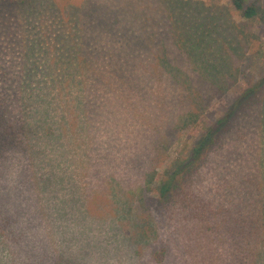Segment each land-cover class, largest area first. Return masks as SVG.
<instances>
[{
	"label": "rangeland",
	"instance_id": "obj_1",
	"mask_svg": "<svg viewBox=\"0 0 264 264\" xmlns=\"http://www.w3.org/2000/svg\"><path fill=\"white\" fill-rule=\"evenodd\" d=\"M190 1L207 31L212 23L222 29L202 56L164 16L161 2L169 0H0L1 85L17 83L25 64L40 82L46 63L40 56L26 62L24 50L44 38L58 51L59 25L73 28L76 17V53L67 57L83 77L77 72L75 82L93 76L88 86L122 85L117 96L88 90L86 110L71 102L67 112L52 100L45 126L53 137L39 136L28 155L0 163V264H252L264 257V20L241 18L229 0ZM248 2L264 10V0ZM141 5L172 22L180 49L172 42L173 51L168 45L154 53L153 66L169 70L146 88L149 95L138 96L128 91L134 58L121 44L148 28L131 19ZM98 18L111 22L102 35ZM143 67L140 58L133 70ZM203 67L216 68L206 74ZM117 69L124 71L120 81ZM234 106L202 166L169 202L160 201L159 184ZM121 201L134 220L117 219Z\"/></svg>",
	"mask_w": 264,
	"mask_h": 264
},
{
	"label": "trees",
	"instance_id": "obj_2",
	"mask_svg": "<svg viewBox=\"0 0 264 264\" xmlns=\"http://www.w3.org/2000/svg\"><path fill=\"white\" fill-rule=\"evenodd\" d=\"M229 2L241 18L251 20L259 15L261 16V19L264 20V10L261 11L254 2H248V0H229ZM161 3L168 11L164 16H167L170 19L173 18L174 24L182 29L181 36L183 37L184 44L186 42L189 50L197 51L198 54L202 56L208 47L217 44L218 38H222V29L220 26H216L212 23V33L205 29V20L198 18V11L192 9L190 0H169V2ZM144 8L145 5H141V8L139 7L134 10L136 13L140 14V19H138V14L132 16L131 19L136 21L140 20L142 23L140 25L142 27L149 22L148 28L139 32L141 35L138 36V39H131V34L128 33L129 36L126 35L121 44L122 46L129 47L127 49L131 51L129 53L130 55H133L134 58V61L129 62L128 65L130 77L134 80V82L128 83V91L131 94L135 92L138 96H142L143 93H148L149 95L146 88L156 83V81L162 77L161 74L166 73L165 71L169 70L168 66H163V69L161 68L162 73H160V67L155 68L153 66L154 53L160 51L165 53L168 45H170L171 51H173L172 42L174 43V46L179 47L177 35L175 31H173L172 22L166 17L160 18L158 15L155 17L150 16ZM66 9L73 8L68 7ZM80 10L83 11L84 9L81 8ZM96 10L97 5L94 11ZM52 11L56 13L57 9L54 7L52 8ZM133 14L134 13H130V15ZM143 15L145 17H143ZM125 17L127 18L128 16ZM71 20H73V28H69L64 23H61L59 27L62 31L54 35L58 42L54 41L53 45L60 46L58 51L54 52L53 47L47 46L49 45L47 42L43 44L44 38L40 40H32L31 44H29L24 50L23 54L26 62H30L34 57L40 56L42 57V62L46 63L41 72L40 82H34L37 76L36 70H33L32 67H26L25 64L20 72L19 81L17 83L12 84L11 87L6 86V84L5 86L1 85L0 83V163H4L6 166H9L14 162V159L18 158L19 154L24 155L26 153L28 155L30 151H33L30 149L37 137H53V134H51L52 132H49L48 128L45 126L48 123L45 118L49 114L47 112L49 106L51 105V111L56 109L52 100L60 104L63 103V106L66 108L65 111L69 112L72 103L78 105L77 109L86 110L87 108H90V102L84 99V95L85 93L87 94L88 90L89 93L95 95L101 91L103 93H111L113 96L120 95L117 86L122 85H118L116 82L108 83L104 80L105 83L103 86H88L87 79L94 78L93 76L85 77L86 81H84L85 84L82 86L75 82L76 80H74V78L77 72L79 73V81L83 79V77L80 71L75 69L77 64L75 65L72 59L67 58L68 56H74L76 53V38H74L75 34L72 31L77 28L79 19L76 17V19L73 18ZM116 20L114 21L118 24L119 19ZM212 20L215 21L214 19ZM163 22L169 24V29H165ZM110 23L111 22L104 20L101 21V19L98 18L97 29L101 35L104 30L109 29L111 26ZM157 26L163 30V35H157ZM145 32H147L146 35ZM212 34L216 35L218 38H215ZM100 54H102L103 60H105L107 50H102ZM139 57L144 62V67L139 70H133L136 66L137 60L140 59ZM164 60H166V58ZM74 61L77 62L75 58ZM169 61L170 60H168L167 63H169ZM215 68L216 67H203V70L204 73L209 74ZM220 69L223 73L225 67H218L216 71ZM83 70L85 71L86 69ZM113 72L114 76L119 79V81L124 77L123 70L117 69ZM262 80L264 82V76ZM5 87L13 92L12 96H14V98L12 100H10L11 97H9L8 93L3 91ZM257 89L247 90L238 103L242 105L247 96ZM67 97H70L71 101L67 100ZM151 97H153V95ZM46 99L48 102L44 105ZM149 99L150 98H148V100ZM153 101L156 104L158 102L156 99ZM36 105H39V108H37ZM234 109L235 106L223 118L218 119L213 125L208 127L205 134L199 138L191 152H189L186 161L183 164H179V166L170 172L168 177L159 184L156 192L160 201L169 202L173 195L182 190L181 185L186 182L187 179L185 177L188 175L190 176L193 170H198L202 166L207 154L217 143L219 137L224 133L223 126H225L231 119L230 116ZM27 118L35 119V121L29 122ZM40 122L42 126L40 125ZM122 203L123 201L117 205V211L119 210V216H117V219L119 218L118 220L123 221V219L129 217V219L134 220L135 218L132 216L131 210L125 206V202ZM259 257L260 255L256 260L253 259L252 264H264V257Z\"/></svg>",
	"mask_w": 264,
	"mask_h": 264
}]
</instances>
